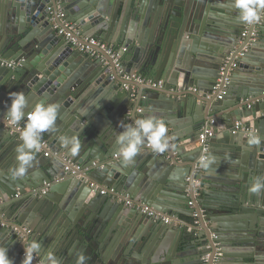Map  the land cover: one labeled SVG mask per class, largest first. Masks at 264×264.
<instances>
[{
  "label": "water",
  "instance_id": "1",
  "mask_svg": "<svg viewBox=\"0 0 264 264\" xmlns=\"http://www.w3.org/2000/svg\"><path fill=\"white\" fill-rule=\"evenodd\" d=\"M63 19L78 25L79 40L127 47L122 70L146 81L124 78L104 50L73 47L54 26ZM246 26L232 0H0V118L10 92L26 95V111L60 106L56 130L42 134L49 148L23 179L10 173L20 133L0 121V247L14 264L33 240L41 257L51 251L60 264L81 254L85 264H205L207 255V264H264V193L248 192L264 176V140L246 144L250 132L264 137V20L257 40L242 41ZM149 114L163 119L173 147L156 154L145 146L125 165L119 124ZM206 129L214 134L205 161L213 162L197 171ZM61 136L79 139L77 156ZM74 164L86 168L74 173ZM103 186L187 220L164 222L102 194Z\"/></svg>",
  "mask_w": 264,
  "mask_h": 264
},
{
  "label": "clouds",
  "instance_id": "2",
  "mask_svg": "<svg viewBox=\"0 0 264 264\" xmlns=\"http://www.w3.org/2000/svg\"><path fill=\"white\" fill-rule=\"evenodd\" d=\"M233 6L239 10V21L247 25L260 22L264 12V0H232ZM9 101L5 102L4 122L10 128H16L20 135V142L15 148L16 166L10 169L13 179H23L28 170L33 166L36 154L42 148V134L55 131L60 106L57 103H38L31 111L28 108V99L23 92H10ZM24 122L23 129L19 126ZM119 127L123 130L116 136V144L119 155L125 165L134 162L135 157L141 153L145 146L156 154H163L170 150L173 145L172 137L167 135V127L163 119L154 114H149L135 119L131 124L120 122ZM264 137L255 132H250L246 144L253 147L261 144ZM61 143L68 154L75 157L79 154L81 143L75 136H61ZM212 160L201 161V167L208 169ZM250 194L260 195L264 193V176L253 179L248 188ZM24 246V258L22 264H32L36 257H41V243L31 241ZM86 257L81 254L77 258V264H85ZM0 264H14L8 257V248L0 247ZM40 264H60V261L51 251L40 258Z\"/></svg>",
  "mask_w": 264,
  "mask_h": 264
},
{
  "label": "built area",
  "instance_id": "3",
  "mask_svg": "<svg viewBox=\"0 0 264 264\" xmlns=\"http://www.w3.org/2000/svg\"><path fill=\"white\" fill-rule=\"evenodd\" d=\"M60 17L64 18L65 13L61 12ZM263 20H264V12H262V14H261V20L259 23L246 26V29L241 34L242 41L245 40L249 35H251V37L254 40H257L258 37L260 36L259 27L262 25ZM53 23H54L55 28L57 29L58 35L64 36V38L73 47H77L81 51H83L85 53H89L93 56H99L100 55L98 49L104 50L108 55H110L113 58L114 62L116 63V66L118 68V71L123 74L124 78L135 79V80L140 81V82H143L145 80L141 75H139L137 73L129 74V73H125L124 70H122V68H121L122 55L127 50V47L116 48L115 46L111 45L110 43H108L104 40H101L99 38H95V37H85L84 39L79 40L76 36V33H79V31H80L77 24H75V23H73L67 19H63L62 22L59 24L55 20H53ZM241 54L243 55V53H241ZM5 64L10 66V65H13L14 62L13 61L12 62H6ZM236 66H237V63H233L230 69L232 70ZM220 73H221V76L225 75L227 73L226 66H223L221 68ZM229 81H230L229 75L224 77V78L220 77L218 79V83L215 86V88L221 87L222 82L229 83ZM154 85L163 86V81L161 80L156 84L154 83ZM219 97H221V95ZM1 120L4 122V118L3 119L0 118V121ZM4 124L6 125L5 122H4ZM23 125L24 124L21 122V125L19 126L20 130L23 129ZM235 128L237 130L241 129V128L245 129V122L243 120L237 121L235 124ZM13 129L18 131L16 128H13ZM213 134H214V131L212 129H206L199 136V144L203 147V155L201 156L200 161H205L208 157L209 150H210L208 140H209V137L213 136ZM48 148H49V140L46 137L42 136V148L41 149H48ZM45 154L49 155V151H45ZM67 160L69 162L71 161V159H69V158ZM74 167H75L74 173L78 170H83L86 168L81 164H74ZM201 169L202 168L200 165H198L196 167L197 171H200ZM195 181L197 184H199V182H200L199 180H195ZM90 186L99 189V185L96 184V182H91ZM48 190L49 189L47 187H45L42 189V192L47 193ZM100 190H101L102 194H108V193L111 194L112 198L117 200L119 203H125L126 205H128L130 207H136L137 209L142 210L144 213H147L148 215L153 216L155 218L161 219L164 222H167V223H175L176 222L177 223V222L181 221V219H182L180 214H170V213L157 212L153 208H151L150 206L141 204L139 202H135L133 199H131L130 196L122 195L119 191H117L113 187L108 188L106 186H103V188H101ZM195 194L198 195V192L196 191ZM2 203L3 202L0 201V209H1ZM190 205L191 206L194 205L193 201L190 202ZM195 215H198V214L195 213ZM1 217L5 218L4 212L1 213ZM2 224L5 226V223H2ZM8 224H10V223H8ZM221 251H222L221 247H218L217 256H216L217 260L220 257ZM23 256H24V253H23ZM203 259L205 260V264H207L208 255ZM34 260L37 261L38 264H40V260H38L37 257Z\"/></svg>",
  "mask_w": 264,
  "mask_h": 264
},
{
  "label": "crops",
  "instance_id": "4",
  "mask_svg": "<svg viewBox=\"0 0 264 264\" xmlns=\"http://www.w3.org/2000/svg\"><path fill=\"white\" fill-rule=\"evenodd\" d=\"M115 47H116V46H115ZM121 47H124V46H121ZM116 48H117V47H116ZM119 48H120V47H119ZM145 81H146V80H144L143 82H145ZM220 135H221V134H220ZM46 151H49V150H46ZM182 162H183V161L181 160V163H182ZM2 204H3V203H2ZM195 213L198 214L197 212H195ZM172 214H173V213H172ZM181 218H182V216H181ZM190 218H191V217L188 215V220H190ZM183 219H184V220H187V219H185L184 216H183V218L181 219V221H182ZM181 221L177 222V224H179ZM199 249H201V248H199ZM179 250H181V248H180ZM194 251H197V250H194ZM23 253H24V252H22V255H21L22 257H23ZM228 264H251V263H244V262H241V263H240V262H236V261H234V262H229Z\"/></svg>",
  "mask_w": 264,
  "mask_h": 264
}]
</instances>
